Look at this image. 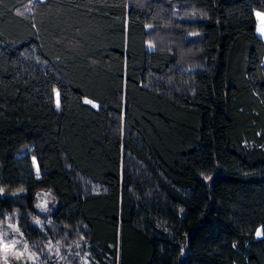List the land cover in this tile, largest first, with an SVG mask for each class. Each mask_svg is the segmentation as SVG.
I'll return each instance as SVG.
<instances>
[{"label":"trees","instance_id":"obj_1","mask_svg":"<svg viewBox=\"0 0 264 264\" xmlns=\"http://www.w3.org/2000/svg\"><path fill=\"white\" fill-rule=\"evenodd\" d=\"M257 10L0 0V224L38 264H264Z\"/></svg>","mask_w":264,"mask_h":264},{"label":"rangeland","instance_id":"obj_2","mask_svg":"<svg viewBox=\"0 0 264 264\" xmlns=\"http://www.w3.org/2000/svg\"><path fill=\"white\" fill-rule=\"evenodd\" d=\"M259 12H263V11H259ZM34 164V169H35V174L37 177H39V168L38 165L36 163V161L34 160L33 162ZM38 169V171H37ZM8 194H14V193H8ZM5 193H1V196H5L8 195ZM47 201V206L46 209L43 207V202ZM53 196L51 195L50 192H41L38 194L37 196V201L35 204L36 209L39 212H50L53 207ZM37 205H41V207H37ZM17 218L12 216V218L10 220H8V222H5V224H0V232H7V237L6 239H8L9 241L11 240H17L19 241V243L17 244V250L22 251L24 249L25 244L28 246V252L25 253V255L19 259H17L16 257H14L11 253H9L8 255V260H7V264H38L39 263V258L37 257V255L31 250L28 242L24 239L23 235H20V232H13L11 229L7 228V223H13L17 225ZM18 226V225H17ZM66 246L64 245L63 248H65ZM62 249L61 245H56V251L57 254L60 253ZM79 251H82V248L79 249ZM30 254H34L35 258H30ZM76 255H78L81 258V264H90L89 263V259H88V254H82V252H78V254L76 253ZM0 264H5V261L3 259V253H0Z\"/></svg>","mask_w":264,"mask_h":264},{"label":"snow or ice","instance_id":"obj_3","mask_svg":"<svg viewBox=\"0 0 264 264\" xmlns=\"http://www.w3.org/2000/svg\"><path fill=\"white\" fill-rule=\"evenodd\" d=\"M30 3H39L43 4L46 2V0H29ZM31 9H28L30 11ZM17 15H24V13L17 11ZM256 17L259 20V26L257 28V31L260 33L261 36H264V12H259L257 11L255 13ZM56 107H60V100H59V92L56 93ZM85 104L92 105V107H98L95 105L91 100L85 99L83 101ZM38 171V169H37ZM3 192V189H0V193ZM47 206V201L43 202V207L46 209ZM37 207H41V205H37ZM11 218H9L10 220ZM41 222L39 220H36V224H40ZM7 228L11 229L13 232H20V229L16 224L13 223H7ZM20 235H23L22 232H20ZM255 235L257 237L264 236V230L257 229ZM7 237V232H0V253H3V259L5 261V264H7L8 260V255L11 253L14 257L17 259L23 257L26 252H28V246L25 244L24 249L22 251L17 250V244L19 241L17 240H11L9 241L6 239ZM51 247V245H49ZM30 258H35L34 254H30Z\"/></svg>","mask_w":264,"mask_h":264},{"label":"crops","instance_id":"obj_4","mask_svg":"<svg viewBox=\"0 0 264 264\" xmlns=\"http://www.w3.org/2000/svg\"><path fill=\"white\" fill-rule=\"evenodd\" d=\"M257 11H259V10H257ZM257 11H255V13H256ZM255 17H256V15H255ZM256 20H257V28H258V26H259V20H258L257 17H256ZM257 34L259 35L260 38H262V39L264 40V36H261L260 33H259L258 31H257Z\"/></svg>","mask_w":264,"mask_h":264}]
</instances>
